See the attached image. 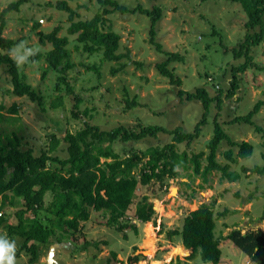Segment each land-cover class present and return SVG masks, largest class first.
<instances>
[{
	"label": "rangeland",
	"instance_id": "1",
	"mask_svg": "<svg viewBox=\"0 0 264 264\" xmlns=\"http://www.w3.org/2000/svg\"><path fill=\"white\" fill-rule=\"evenodd\" d=\"M17 1L0 0L2 37L18 41L17 44L24 42L26 48H39L45 55L52 45H42L38 33H51L60 26L62 30L58 36L69 37L67 60L74 66L63 73L50 67L44 57L35 64L29 62L18 67L22 80L37 96L33 100L28 95L19 97L13 93L12 75L6 65H0V107H4L0 108V138L5 144L8 138L12 140L16 136L23 149H33L36 156L47 152L50 156L66 159L68 143L65 137L69 133L76 134L87 123L104 131L120 126L138 130L159 126L168 131L180 127L184 133L194 134L197 126L205 120L197 138L176 144L177 153H187V159H190L204 152L201 163L203 167L207 166L208 144L214 136L216 123L222 125L234 142L246 141L254 147L251 157L238 158L233 163L225 153L233 151L236 157L239 147L227 140L221 143L216 160L229 165V172L239 175L235 182H229L222 177V172H216L209 176V182L202 189V180L191 169L178 168L176 180L165 178L159 182L153 179L148 186L140 185L124 219L125 223L136 225L137 231L128 228L120 232L117 226L109 224V214L91 210L89 220L80 222L73 237L60 233L50 243L40 244L38 259L34 262L30 261V255L18 250L17 264H130L132 256H140L138 264H205L199 255L187 260L184 254L173 253L174 248L187 250L181 236L170 239L168 232L181 230L190 212L202 204L214 202L217 236H227L236 228L244 233L256 229L264 232V175L252 171L257 166L264 167V107L250 122L236 121L253 111L256 103L264 101V40L252 49L250 67L239 73L240 89L234 97L227 98L233 69L246 61L245 56L236 57L235 52L249 35L260 31L247 27L248 17L240 4L229 0H115L131 9L138 6L149 10L162 9V18L155 26V42L161 49L151 42L150 17L116 11L107 17L122 37L119 53H129L130 57L120 62H108L102 53L85 52L83 45L76 40L77 36L69 35V14L55 7L61 0H29L19 11L11 10L4 16V10ZM66 1L77 12L76 21L90 20L103 10L97 0ZM3 21L5 26L1 29ZM37 22L41 26L35 30ZM6 53L7 50L0 46V55ZM168 53L183 58L169 65V69L180 78V85L172 84L158 69V65L168 59ZM19 54L23 55L24 51ZM31 60L34 59L30 57ZM113 69L120 70L113 74ZM68 84L73 93L68 92ZM199 88L206 89L211 97L221 94V102L214 100L206 112L201 101H189L186 95H179L181 90L187 93ZM134 100L137 105L127 108V101ZM78 102L79 108L76 109ZM74 112L80 118H75ZM174 137V134L160 132L156 137L106 142L104 146H111L115 153L125 158L134 152L143 155L152 147L162 149L175 144ZM55 141L57 146L50 151ZM188 163L192 166L190 160ZM188 181L190 187L181 183ZM7 196L4 199L0 195V217L8 219L0 226V234L8 235L6 225H16L15 213L25 202L16 198L18 205L12 206V193ZM143 197L148 198L156 212L150 223H142L134 217ZM51 200L52 195L48 194L46 203ZM40 215L45 216L43 211ZM34 216L27 212L25 219ZM87 242L90 244L85 247ZM53 245H57L53 261L48 263ZM221 249L220 264H254L231 241L223 242Z\"/></svg>",
	"mask_w": 264,
	"mask_h": 264
},
{
	"label": "trees",
	"instance_id": "2",
	"mask_svg": "<svg viewBox=\"0 0 264 264\" xmlns=\"http://www.w3.org/2000/svg\"><path fill=\"white\" fill-rule=\"evenodd\" d=\"M103 8L94 18L90 20L76 21L77 12L66 0L58 1L56 8L59 11L69 14L68 28L69 35L77 36L76 40L83 45L84 51L89 54L102 53L103 59L108 62H120L129 53L120 54L121 35L112 26V21L108 15L119 11L122 14H136L148 16L152 20L151 42L160 50L161 47L155 42V26L162 18V9L155 7L153 10L144 9L142 6L131 9L119 4L115 0H97ZM242 6L247 14L249 29H259L253 35L247 37L246 42L235 52L236 57H246V61L239 67L233 69V80L227 98L234 97L240 89L239 73H244L250 67L252 56L251 51L264 40V0H229ZM29 0H19L11 4L3 15L9 11H19L20 7ZM52 6V3L48 4ZM3 16V18H4ZM5 21L1 25L4 28ZM41 26L40 22L35 23L34 29ZM62 28L56 27L51 33L39 32V40L42 45L51 44L52 49L45 55L38 52L32 57L35 61L46 58L50 67L67 73L73 68L67 60L69 37H59ZM18 41L5 39L0 31V46L7 50L6 54L0 55V65H6L12 75L13 93L19 97L30 96L33 100L37 96L32 92L31 86L22 80L20 70L10 58V50L17 45ZM168 59L158 65L160 73L170 79L172 84H181L180 78L176 77L169 69L172 62L182 61L179 54H169ZM66 63L64 64V61ZM123 68V67H122ZM97 71V69H95ZM120 69H113L116 74ZM100 77V73H99ZM68 92L73 90L68 84ZM180 96L186 95L189 101L199 100L203 104L206 112L214 100L221 102L220 95L211 97L204 88H199L196 92H179ZM80 102V101H79ZM79 102L75 105L79 108ZM137 105L136 101H127V108L131 109ZM264 107V101H259L243 119L250 122L254 115ZM1 109L4 107L1 106ZM16 112V109H13ZM87 114V112H85ZM75 118H80L74 112ZM201 125L205 124L203 120ZM196 128V133H184L182 129L176 128L168 131L159 126H146L139 130L126 126L116 127L109 131H104L99 127L86 124L85 127L76 134H67L65 141L68 143V157L60 158L58 155L50 156L47 152L40 156L34 154L33 149L24 150L21 142L15 136L14 139L4 143L0 138V195L7 199V193H12V206H17L16 198H22L25 202L15 213L17 223L8 224V237L17 240L21 252L30 255V261L38 259V249L40 244L50 243L58 234L63 236H74L79 230L80 222L89 220L91 210L104 211L109 214V224L117 226L120 232L128 228L138 230L137 226L126 221L128 210L132 207L134 196L138 187L148 186L153 179L163 182L165 178L176 180L179 172L178 168L191 169L193 174L202 180L200 187L205 188V183L209 182V176L216 172H222V177L229 182H235L239 175L229 172L230 166L217 162L218 149L227 140L231 145L239 147V152L234 157L233 151L225 153L226 158L233 163L238 158L247 159L252 156L254 147L251 143L234 142L224 131L221 124H215L214 136L208 144L210 153L207 156L208 165L203 167L201 158L205 153H199L188 158L187 153L180 155L176 152V144L191 141L200 134V126ZM262 131L261 129H258ZM160 132L174 134L175 144L166 145L160 149L152 147L143 155L132 153L131 156L122 158L115 153L111 146H104L106 142H130L140 141L147 137H156ZM57 141L50 148L53 151L57 146ZM192 163L189 165L188 161ZM247 171V169H245ZM254 173L264 175V167H255ZM137 173L140 175L137 177ZM190 187V182H181ZM211 188V187H209ZM195 192V191H194ZM52 195V200L47 204L46 197ZM215 204V202H214ZM214 204H202L197 210L190 212L181 230H172L168 236H181L187 251L174 248L173 253L184 254L187 260H193L198 255L205 264H220L222 262L223 242L231 241L236 248L241 250L254 264H264V232L261 229L243 232L236 228L227 236L216 234L217 219L214 213ZM43 211L45 216H41ZM27 212H32L33 219H25ZM154 206L149 203L147 197L138 203L135 211V219L142 223H150L155 215ZM48 214V215H47ZM225 215V214H224ZM8 219L0 217V226ZM47 221V222H43ZM150 225V224H149ZM90 243L87 242L85 247ZM97 245V244H96ZM140 256L129 258L130 264H138Z\"/></svg>",
	"mask_w": 264,
	"mask_h": 264
},
{
	"label": "clouds",
	"instance_id": "3",
	"mask_svg": "<svg viewBox=\"0 0 264 264\" xmlns=\"http://www.w3.org/2000/svg\"><path fill=\"white\" fill-rule=\"evenodd\" d=\"M21 50L24 51L23 55L19 54ZM39 51V48H26V44L21 42L11 49L9 54L17 67H22L29 62L37 63L35 60L30 61V57L35 56ZM17 252V240L8 237L7 234H0V264H17Z\"/></svg>",
	"mask_w": 264,
	"mask_h": 264
},
{
	"label": "water",
	"instance_id": "4",
	"mask_svg": "<svg viewBox=\"0 0 264 264\" xmlns=\"http://www.w3.org/2000/svg\"><path fill=\"white\" fill-rule=\"evenodd\" d=\"M55 246H57V245H53L51 248V252H50L49 257H48V263H52V261H53V254H54Z\"/></svg>",
	"mask_w": 264,
	"mask_h": 264
}]
</instances>
